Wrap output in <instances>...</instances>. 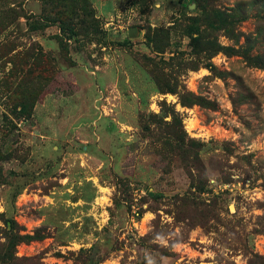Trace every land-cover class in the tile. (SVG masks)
<instances>
[{
	"label": "rangeland",
	"instance_id": "rangeland-1",
	"mask_svg": "<svg viewBox=\"0 0 264 264\" xmlns=\"http://www.w3.org/2000/svg\"><path fill=\"white\" fill-rule=\"evenodd\" d=\"M264 0H0V264H264Z\"/></svg>",
	"mask_w": 264,
	"mask_h": 264
},
{
	"label": "trees",
	"instance_id": "trees-1",
	"mask_svg": "<svg viewBox=\"0 0 264 264\" xmlns=\"http://www.w3.org/2000/svg\"><path fill=\"white\" fill-rule=\"evenodd\" d=\"M264 58V57H263Z\"/></svg>",
	"mask_w": 264,
	"mask_h": 264
}]
</instances>
